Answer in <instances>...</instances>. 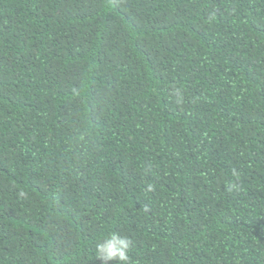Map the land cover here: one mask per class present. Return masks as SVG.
Segmentation results:
<instances>
[{"label": "trees", "instance_id": "1", "mask_svg": "<svg viewBox=\"0 0 264 264\" xmlns=\"http://www.w3.org/2000/svg\"><path fill=\"white\" fill-rule=\"evenodd\" d=\"M112 232L264 264V0H0V264Z\"/></svg>", "mask_w": 264, "mask_h": 264}, {"label": "clouds", "instance_id": "2", "mask_svg": "<svg viewBox=\"0 0 264 264\" xmlns=\"http://www.w3.org/2000/svg\"><path fill=\"white\" fill-rule=\"evenodd\" d=\"M131 243L127 236H123L119 232H112L96 243V258L102 260L104 264H108L112 260L118 261L119 264H128Z\"/></svg>", "mask_w": 264, "mask_h": 264}]
</instances>
